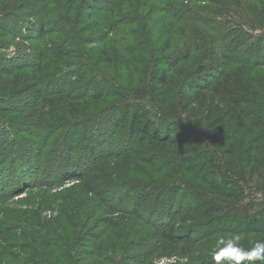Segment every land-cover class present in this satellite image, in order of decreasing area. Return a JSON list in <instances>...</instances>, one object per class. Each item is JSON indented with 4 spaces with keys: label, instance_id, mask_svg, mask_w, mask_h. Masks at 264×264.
I'll return each instance as SVG.
<instances>
[{
    "label": "trees",
    "instance_id": "1",
    "mask_svg": "<svg viewBox=\"0 0 264 264\" xmlns=\"http://www.w3.org/2000/svg\"><path fill=\"white\" fill-rule=\"evenodd\" d=\"M211 1L202 16L161 0L151 38L137 0H0V206L71 183L58 216H42L45 200L0 212V264H79L71 245L105 264L111 232L79 243L93 212L129 250L145 247L122 255L133 264H213L215 237L233 233L246 249L250 234L264 242V0L247 5L256 41L245 22L229 27L228 0ZM85 8L107 36L98 50ZM125 21L138 39H120L121 61L110 42Z\"/></svg>",
    "mask_w": 264,
    "mask_h": 264
},
{
    "label": "rangeland",
    "instance_id": "2",
    "mask_svg": "<svg viewBox=\"0 0 264 264\" xmlns=\"http://www.w3.org/2000/svg\"><path fill=\"white\" fill-rule=\"evenodd\" d=\"M133 3H135V0H131ZM229 4L224 8V15L223 17L225 19H227L228 21H230L229 27H231V25H235L237 23H243L245 22L246 24L244 25L245 27H241V30L247 34H249V36L251 37V41L253 40H257L258 37L261 35L262 33V29L260 27H256V26H252L255 25L254 23H249L247 17L249 16V11L248 9V4L250 3H255L257 2V0H228ZM137 2H142L143 4V13H145L147 11L148 8H151L150 11V25L152 27V29L149 32V35L151 38H153L158 32H160L161 28H162V20L164 18V14L166 13L165 8L163 7V4L161 3V0H137ZM211 0H175L174 3H176V6L182 4V5H186L187 8L189 10H195L197 13H199V15L202 16H207L205 13V9L204 7L211 4ZM236 3H238L239 6L236 5ZM140 5V4H139ZM179 7V6H178ZM133 9V8H132ZM132 9H130L129 11L131 12ZM98 10H92L89 12L88 10L83 9L82 10V19L84 22L83 27L87 28L86 31L89 32H85V35H87L90 38H96L94 44L93 43H89L87 44L89 47H93L95 48V50L98 48H100V46L102 45V43L106 40L107 36H102V32L104 33V29H102L101 26H96L95 21L96 19L99 17L98 14ZM244 16V17H243ZM246 16V18H245ZM144 18V17H143ZM223 18V19H224ZM250 19V17H248ZM252 19V18H251ZM145 22V19L143 20ZM251 21V20H250ZM131 21H125V23H121L120 26L118 27L119 29L115 30V36L114 38L118 41V43L120 42L121 44H123L125 46V43L127 42H123V38L124 39H129L131 42H137V37L132 34L131 29L129 26ZM188 23H193V22H188ZM187 23V24H188ZM196 24V22H194ZM236 23V24H235ZM185 24V25H187ZM134 27L136 24H133ZM198 25L199 22H198ZM239 25V24H238ZM201 26V25H200ZM126 28H127V33L126 35H123L126 33ZM122 29V31L120 30ZM96 30V32H95ZM125 31V32H123ZM99 37V38H97ZM126 37V38H125ZM122 39V40H120ZM250 41V39H248L246 43H248ZM36 43V41H33ZM139 42V40H138ZM109 43V41H108ZM117 44L115 45V43L113 44L112 42H110V45L115 48V50H118L117 54L121 57V61L125 60L127 57L124 54V51L122 50L121 45ZM15 45V44H14ZM15 46H13L12 48H10V50L12 51L14 49ZM140 51H138L136 54H140ZM148 49L145 53V55L147 54ZM121 53V54H120ZM137 68H139V64H133L130 66V68H126L124 66L123 63H119V65L117 66V70L116 73L118 75H120L122 78H140L139 73L137 75ZM71 185V183H67L64 184L63 186L60 187V185H56L55 187H46V186H34L30 189H22V191L20 193H18L16 196L12 197L11 200H8L5 204L0 206V212L3 213H14L17 210H24V209H28L31 207V205L33 206L35 204H43L42 201H48L51 202L50 207L43 210L42 216L49 218V217H54V216H58L59 211H61V209L64 208V204L63 201H61L62 199H60L61 195H68L69 192L67 191H62V188H68V186ZM3 210V211H2ZM69 213V211H67V214ZM100 213L99 212H93L92 214V218L90 220H88V229L86 230V232L83 234H81V237L79 238V243H80V247L85 248V249H92V244H95L96 242H98V240L102 239L104 237V235L108 234L111 232V240H112V252L109 251V253H106L104 255L105 264H133L134 261L128 259V258H123L122 255L123 254H128V253H137L140 251H144L145 247L143 246L141 249L139 248H134L133 250H129L128 248H130V245L128 246L127 244V238H121L120 236H118L116 234L117 231L114 230H108L107 228H105L104 224L98 220ZM62 221V218H61ZM63 224V223H62ZM67 225V224H65ZM73 226V225H72ZM216 236V235H215ZM217 237V238H216ZM215 240L217 241L220 237L216 236ZM247 237H249L251 240V243L253 244V246L257 243V242H262L260 237H256L254 234H250ZM214 240V241H215ZM251 246V248L253 247ZM109 247H105V250L108 249ZM70 254L72 258H75L79 264H85V262L82 261V258L84 256H86V254H78L76 248H74V245H71L70 249ZM86 253V252H85ZM144 255V254H143ZM147 255V254H146ZM143 256V263L147 264L148 260L150 259V257H148V255ZM154 256H152L151 260L152 261L150 264H170L171 262H173L172 258H159V259H154ZM74 260V261H76ZM92 261V259H91ZM215 264V263H213ZM256 264H260V262H256Z\"/></svg>",
    "mask_w": 264,
    "mask_h": 264
},
{
    "label": "clouds",
    "instance_id": "3",
    "mask_svg": "<svg viewBox=\"0 0 264 264\" xmlns=\"http://www.w3.org/2000/svg\"><path fill=\"white\" fill-rule=\"evenodd\" d=\"M240 241L241 236L237 233L220 237L212 254L215 264H264V242H257L252 248L246 249Z\"/></svg>",
    "mask_w": 264,
    "mask_h": 264
}]
</instances>
